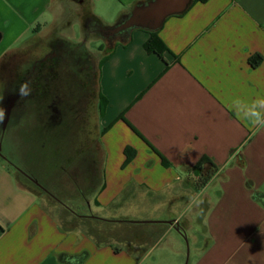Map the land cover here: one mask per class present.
Here are the masks:
<instances>
[{
	"label": "crops",
	"instance_id": "obj_1",
	"mask_svg": "<svg viewBox=\"0 0 264 264\" xmlns=\"http://www.w3.org/2000/svg\"><path fill=\"white\" fill-rule=\"evenodd\" d=\"M146 1H70L76 20L68 30L76 22L82 29L78 41L85 40L87 12L114 26ZM60 5L58 0H0V72L10 52L47 33L68 31H59L55 7ZM158 30L166 45L160 54L145 48L150 30L135 27L124 38H114L101 58L106 60L97 69V96L105 106L91 144L95 141L103 152L102 180L84 171L64 173L67 183L75 179V194L84 195L91 213L72 211L49 193L44 181L14 165L12 171L10 158L0 155V264H68L61 254L83 252L82 264H183L181 221L202 192L206 235L194 237L188 264H264V204L253 197L264 185V127L245 118L253 112L264 116V0H192ZM257 55L261 61L253 66L250 58ZM4 98L0 89L1 127L11 116ZM50 123L54 133L47 132L42 141L51 154L57 149L51 138L58 137L66 170L68 162L93 160L84 159L82 145L81 154L77 147L65 156L71 147L65 144L66 149L63 139L79 137L78 122L70 124V134L61 132L66 127L62 117ZM202 156L218 172L199 193L191 168ZM219 177L221 188L205 193ZM249 180L252 187L246 185ZM36 181L48 190L39 184L34 188ZM89 190L92 198L85 197ZM75 194L70 189L63 193ZM132 209L156 215L133 225L138 241L99 240L91 232L92 221L118 220L123 226L121 220L129 218L115 217H128ZM105 210L109 218L100 216ZM172 230L178 236L161 245ZM70 263L76 264V258Z\"/></svg>",
	"mask_w": 264,
	"mask_h": 264
},
{
	"label": "rangeland",
	"instance_id": "obj_2",
	"mask_svg": "<svg viewBox=\"0 0 264 264\" xmlns=\"http://www.w3.org/2000/svg\"><path fill=\"white\" fill-rule=\"evenodd\" d=\"M72 3H77V0H58L61 3L60 6L55 7V10L58 12V17L60 19V26L63 29L59 31H64V29H69V25L75 19L72 16L71 9L74 8ZM57 29V28H56ZM52 32L42 35L41 37L37 38L30 44H28L25 48L21 50H15L16 53L10 52L9 55L5 56L3 62L1 63V72H0V89L1 94L4 95V100L8 102V107L11 105V116L6 120L4 118L2 127L4 131L0 130V155L5 156L7 155L12 162L9 166L12 171H15L13 166L19 169L20 171H24L25 173H29V176L34 179V177L39 178L40 182H45L46 189L39 181L36 183H31L34 188H36L37 184L42 186V188L50 191L49 193L56 198L58 201H61L66 204L68 207L75 212H82L83 214L91 213V208L87 204L84 195L82 194H75V182L74 178L69 177L70 179H74L71 184L70 181L67 183L65 181L66 171L69 174H75L76 172L80 173L84 171V174L91 175V177L96 182H101L102 174H103V152L101 148L96 147L95 141L92 145L91 137L92 135H96L99 127L98 118L100 116L99 111V101L97 96V89H96V82L92 85L87 84V79L84 77L86 74V70L80 73V77L73 74L70 77L69 84L73 86V89L66 90L65 92H59L65 98L64 102V111L65 115H63V122L66 123V127H62L61 132L65 133V130L70 134L71 133V126L70 124L77 123L79 126L81 125L82 133H80L79 137L73 138V141H70V138L67 140L63 139L64 147L65 144L71 147L70 150L64 152L66 153L65 156H70L71 153L76 152L74 151L75 148L78 147V154H81V149H79L80 145H82V154L84 155V159L88 158L93 160L79 162L73 161L67 163V170L66 165L63 160L62 153L59 152V139L51 138L53 141L57 143L56 151H53L49 154V150L44 143L43 136L44 134L51 135L54 132L50 130L49 124L50 122L56 123V120L51 118V109L48 107L54 95H51L48 92L51 89L50 82L45 81L43 79L40 82H34V77H31L33 64L40 61L44 57H49L53 55V47L59 40H67L72 44H79L84 43L85 50L88 54H90L93 62L97 65L98 61L102 58L103 55L107 52V47H109V43H111L107 36L98 35L95 33H84L85 40L78 39L81 37L82 29L79 24L76 22L73 23L72 29L66 32H63V35H58ZM116 34L108 32L107 35H114L120 37ZM31 33L29 32L26 36H30ZM58 35V36H57ZM99 37L101 40H107L105 44H100L99 39H91V41H86L88 37ZM104 43V42H103ZM48 46V47H47ZM107 46V47H106ZM97 68V67H96ZM95 68V69H96ZM86 69V68H85ZM73 73V72H72ZM31 75V76H30ZM82 76V77H81ZM31 77V78H29ZM78 80L80 87L77 88ZM31 80V81H30ZM33 82V83H32ZM75 82V84H74ZM22 84H26L29 89H31L30 95L21 97L19 93L20 86ZM38 84L46 85L44 89V94L48 96L46 100L41 102L42 99L33 98L31 97V93L36 91V93H40L42 89L38 87ZM76 85V87H74ZM58 88V85L56 86ZM34 90V91H33ZM44 94H41L44 95ZM45 95V96H46ZM10 96V97H8ZM54 99V98H53ZM13 101V103H12ZM12 103V104H11ZM62 103V102H61ZM60 103V104H61ZM6 104V103H5ZM69 107V108H68ZM69 113V114H68ZM7 118V116H6ZM6 121L8 122L7 127H5ZM0 125V128H2ZM6 128V129H5ZM67 128V129H66ZM60 131V130H59ZM52 141V142H53ZM83 141V142H82ZM10 145V146H9ZM66 148V147H65ZM67 149V148H66ZM48 153V154H47ZM5 154V155H4ZM75 154V153H74ZM73 154V155H74ZM85 155H88L87 157ZM50 156V157H49ZM0 166V172H1ZM34 177H33V176ZM35 182V180H33ZM77 181V179H76ZM79 181V180H78ZM250 181V180H249ZM88 185V184H87ZM221 178H217L205 193H215L216 190L221 188ZM247 185V182H246ZM249 187V186H248ZM37 189V188H36ZM70 189L75 195L72 197L65 196L63 193ZM264 191V185L260 191ZM89 194H85L86 198H92L94 196L93 191L89 190ZM200 193V190H196ZM202 196H198L193 203L190 205V209L188 210L186 216L181 221V231L183 235L178 236V232L176 230H172V232H168L164 239H162L161 245H167L168 241L171 242V237L177 235L179 240L182 243V248L184 251V262L183 264H188L189 260V252L190 248L194 244V237L199 236L200 238L205 237L206 230H205V223L203 221V212L205 211V204H204V193H200ZM72 198V199H66ZM139 197V195H137ZM194 195L192 198H195ZM82 199V200H81ZM193 199H191L192 201ZM92 207L94 205L92 204ZM129 212L128 217H115V218H129V220H135L137 218L136 224L142 223L141 220H145L146 218H155V216L149 217L154 211L152 210H139V209H132L127 211ZM109 211H99L100 216L108 217ZM111 216V213H110ZM167 218V217H164ZM140 221V222H139ZM91 232L97 234V236L102 240H108L111 238L116 239H124L129 238V241H138L141 239L137 234L138 231L135 230L138 227L133 226H119L115 223L104 222V221H92L91 222ZM138 237V240L135 239ZM131 239V240H130ZM159 249V248H158ZM157 255L155 251L151 255V259Z\"/></svg>",
	"mask_w": 264,
	"mask_h": 264
},
{
	"label": "trees",
	"instance_id": "obj_3",
	"mask_svg": "<svg viewBox=\"0 0 264 264\" xmlns=\"http://www.w3.org/2000/svg\"><path fill=\"white\" fill-rule=\"evenodd\" d=\"M198 1L205 2L207 0H193V3ZM141 3L143 2H140L138 4ZM129 14L122 16L116 25L107 26L103 24L94 14H92L91 12H87L84 19V27L87 33H95L98 35L107 36L109 38L108 40L111 42L117 36L114 37V35H107L108 34L107 30L122 23L129 16ZM131 29L132 28L122 30L117 35L124 38L125 34H127ZM0 38H1V32H0ZM145 48L149 52H156L158 54L166 50V45L159 36V30L150 31V37L145 42ZM105 60L106 58H103L100 60V62L97 65H95L90 54H88L87 51L85 50L84 43H79L76 45V44H72L67 40H59L58 42H56V44L53 47L52 56L44 57L40 61L36 62L35 69L32 68L33 75L32 76L30 75L31 77L34 78L31 80H33L35 83L40 82L43 79H46L45 81L50 82L51 89L48 92V94L50 93L51 95H54L53 96L54 99L52 98V101L50 102L48 107L50 109L55 108L54 110L52 109L53 114L51 112L52 114L51 118L53 120L54 119L56 120V118H58L57 121H59V119L61 117L63 118V115H65V111H64L65 107L63 106L64 105L63 101L65 100V98L59 92H65L70 88L73 89V86L69 84L70 77L73 74L75 75V78L76 75L80 77V73L86 70V74H84L85 75L84 77H86L87 79L88 82L87 84L92 85L94 82H96L95 86L97 89V69L102 66ZM260 61H261L260 55L252 56L250 58V62L253 66H257L260 63ZM75 80L77 82L76 83L77 88L80 87L78 80L77 79ZM57 85L58 88H56ZM37 86L40 87L42 91H40V93L38 94L36 93V91L33 90L34 92L31 93V97L35 99L38 98L39 100L42 99L41 102H43L48 97L46 93L44 94L45 91L43 89L45 88L46 85L38 84ZM74 87H76V85ZM41 94L44 95L41 96ZM55 95H57L56 98ZM100 97L102 98V95H100ZM104 106L105 105L102 103L99 104L100 113L103 112ZM191 171L195 176L196 189L201 190L216 175V173L218 172V167L208 156H202L200 160L191 168ZM247 186L252 187L253 183L251 181H247ZM253 197L264 204V191L253 192ZM117 221L118 220H113V222L112 221H106V222L117 224ZM121 223L126 226L134 225V223L132 224L131 221L129 220H121ZM94 235L99 240H102L97 236V234ZM86 256L87 253L83 252L77 255L61 254L60 258L63 261L67 260L68 264H71L70 259L76 258V264H82Z\"/></svg>",
	"mask_w": 264,
	"mask_h": 264
},
{
	"label": "water",
	"instance_id": "obj_4",
	"mask_svg": "<svg viewBox=\"0 0 264 264\" xmlns=\"http://www.w3.org/2000/svg\"><path fill=\"white\" fill-rule=\"evenodd\" d=\"M191 1L148 0L144 3L137 4L122 23L110 29V33L116 34L122 30L135 27L150 31L158 30L168 16L184 12Z\"/></svg>",
	"mask_w": 264,
	"mask_h": 264
},
{
	"label": "clouds",
	"instance_id": "obj_5",
	"mask_svg": "<svg viewBox=\"0 0 264 264\" xmlns=\"http://www.w3.org/2000/svg\"><path fill=\"white\" fill-rule=\"evenodd\" d=\"M30 92L31 89H29L26 84H22L18 94L21 97H25L30 95ZM0 115H2V110H0ZM245 118L248 119L253 126L260 125L264 127V116H261L259 112H253L251 115H247Z\"/></svg>",
	"mask_w": 264,
	"mask_h": 264
},
{
	"label": "flooded vegetation",
	"instance_id": "obj_6",
	"mask_svg": "<svg viewBox=\"0 0 264 264\" xmlns=\"http://www.w3.org/2000/svg\"><path fill=\"white\" fill-rule=\"evenodd\" d=\"M32 66H33V69H35L36 63H34ZM56 97H57V95H55V98H56ZM51 108H52V107H51ZM52 109L54 110L55 108H52ZM52 109H51V110H52ZM51 112H52V114H53V111H51Z\"/></svg>",
	"mask_w": 264,
	"mask_h": 264
}]
</instances>
